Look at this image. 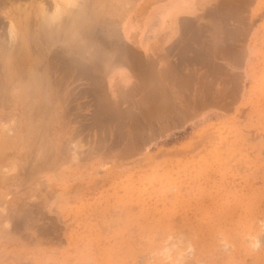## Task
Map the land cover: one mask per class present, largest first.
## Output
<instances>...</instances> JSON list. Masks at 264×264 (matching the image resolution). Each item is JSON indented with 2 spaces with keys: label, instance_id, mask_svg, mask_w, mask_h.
<instances>
[{
  "label": "rangeland",
  "instance_id": "374dc122",
  "mask_svg": "<svg viewBox=\"0 0 264 264\" xmlns=\"http://www.w3.org/2000/svg\"><path fill=\"white\" fill-rule=\"evenodd\" d=\"M54 1L0 9V264H264V0H195L147 68L156 0Z\"/></svg>",
  "mask_w": 264,
  "mask_h": 264
},
{
  "label": "crops",
  "instance_id": "0c3cea01",
  "mask_svg": "<svg viewBox=\"0 0 264 264\" xmlns=\"http://www.w3.org/2000/svg\"><path fill=\"white\" fill-rule=\"evenodd\" d=\"M194 4L195 0H156L154 9L139 19L138 31L142 33V37L135 34L136 31H131L129 38L133 43L139 41L145 68L154 57L165 60L177 39L188 33L186 28L196 12ZM125 71L126 78L132 76L129 67H125Z\"/></svg>",
  "mask_w": 264,
  "mask_h": 264
},
{
  "label": "bare ground",
  "instance_id": "6f19581e",
  "mask_svg": "<svg viewBox=\"0 0 264 264\" xmlns=\"http://www.w3.org/2000/svg\"><path fill=\"white\" fill-rule=\"evenodd\" d=\"M85 1V0H84ZM92 1V0H91ZM239 1V0H238ZM16 3V2H18V0H0V9H1V7H2V9H3V7L5 6V7H8L7 6V4H13V3ZM55 2V1H54ZM41 3H43V2H41ZM77 2H76V0H59V1H57V3L55 2L53 5H54V9L48 14V12L46 13V11L44 12V14L42 13V20L45 18V20H44V22H47L48 23V21H49V23H50V21L51 22H61L60 20L63 18V16L62 15H64L65 14V16L67 15L68 16V14L70 15V17L69 18H71V20H72V22H74V24H75V26H76V30H82V32L83 31H85L84 29H86V25L88 24V22H87V24L85 23V21L86 20H81L82 18L78 15V12H75L74 10L73 11H71V7L72 8H74L75 7V5L77 6V4H76ZM81 4V3H80ZM85 4V3H84ZM236 4V3H235ZM15 5V4H14ZM13 5V6H14ZM16 5H17V3H16ZM43 5V4H42ZM74 6V7H73ZM4 7V8H5ZM17 8H19V7H17ZM81 8V7H80ZM240 8H241V6H240ZM1 9V10H2ZM14 9H16V8H14ZM242 9V8H241ZM8 10V9H7ZM19 10V9H18ZM43 10V9H42ZM92 10H94V8L92 9ZM213 10V9H212ZM20 11V10H19ZM27 11V10H26ZM79 11V10H78ZM10 12V11H9ZM3 13V12H2ZM27 13V12H26ZM219 13V12H218ZM87 14V13H86ZM84 15V14H83ZM229 15V14H228ZM61 16H62V18H61ZM6 17L7 18H10L11 19V17H9L8 15H6ZM25 17V16H24ZM44 17V18H43ZM88 17V16H87ZM160 17V16H159ZM83 18H85V17H83ZM30 19V18H29ZM89 19V18H88ZM161 19V18H160ZM64 20V19H63ZM71 20H69L68 22H70ZM1 21H3V20H1ZM42 22V21H41ZM75 22H77V24L78 25H76V23ZM2 23V22H1ZM0 23V24H1ZM16 23V22H15ZM67 23V22H66ZM90 23V22H89ZM93 23V22H92ZM10 24V23H9ZM57 24V23H56ZM58 24H60V23H58ZM62 24H64V23H62ZM68 24V23H67ZM45 25H47V24H45ZM44 25V26H45ZM51 25V24H50ZM70 25L72 26V24L70 23ZM89 25V27H91L90 25L91 24H88ZM87 25V26H88ZM57 26V25H56ZM27 27H29L30 29H31V27L30 26H27ZM42 27V26H41ZM51 27L52 28H54L52 25H51ZM66 27V26H65ZM73 27V26H72ZM27 29V28H26ZM57 29V28H56ZM75 29H73L74 30V34L75 35H78L77 33H76V31H75ZM93 29V28H92ZM53 30V29H52ZM54 30H55V28H54ZM65 30V29H64ZM64 30H62V31H64ZM72 30V29H71ZM72 30V31H73ZM87 34H88V27H87ZM140 30V29H139ZM8 31V32H7ZM6 31V33H8L7 35L9 36V42H7L8 41V39L6 40V43L5 42H2V41H0V48L2 49V50H4L5 48L6 49H9V50H12V45H13V43H14V41H15V37H16V28H15V26H14V23H12L11 22V24L8 26V30ZM46 31V30H45ZM56 31V30H55ZM59 31V30H58ZM77 31V32H78ZM49 32V31H48ZM54 32V31H53ZM81 32V33H82ZM30 33V32H29ZM55 33V32H54ZM61 33V32H60ZM69 33V32H68ZM80 33V34H81ZM40 34V33H39ZM56 34V33H55ZM79 34V35H80ZM42 35V34H41ZM48 35H50V34H48ZM72 35V34H71ZM74 35V36H75ZM78 35V36H79ZM86 35V34H85ZM7 36V37H8ZM82 36V35H81ZM88 36V35H87ZM141 36H142V33H141ZM29 37V36H28ZM71 36H69V38H70ZM94 37V36H93ZM63 38V37H62ZM80 38V37H79ZM98 38V37H97ZM103 38V37H102ZM66 39V38H65ZM93 39V38H92ZM110 39V38H109ZM3 40V39H2ZM5 40V39H4ZM3 40V41H4ZM53 40V39H52ZM51 41V40H50ZM66 41V40H65ZM94 41V40H93ZM30 42H31V40H30ZM52 42V41H51ZM58 42V41H57ZM111 42V41H110ZM114 42V41H113ZM120 42V41H119ZM94 43V42H93ZM120 43H122V42H120ZM15 44V43H14ZM51 44V43H50ZM75 44V43H74ZM78 44V43H77ZM183 44V43H182ZM10 45V46H9ZM59 45V44H58ZM61 45V44H60ZM62 45H65L64 43L62 44ZM76 45V44H75ZM114 45V44H113ZM112 45V46H113ZM95 46V45H94ZM103 46V45H102ZM108 46V45H107ZM116 46V45H115ZM124 46V45H123ZM15 47V46H14ZM13 47V50H15V48ZM64 47L65 46H63V48H62V46H61V48L62 49H64ZM60 48V49H61ZM99 48V47H98ZM101 48V47H100ZM107 48V47H106ZM109 48V47H108ZM113 48V47H112ZM5 49V50H6ZM79 49V48H78ZM82 49V48H81ZM104 49V48H103ZM113 49H115V48H113ZM4 50V51H5ZM65 50V49H64ZM108 50V49H107ZM112 50V49H111ZM8 51V50H7ZM66 51V50H65ZM81 51V50H80ZM126 51V50H125ZM15 52V51H14ZM21 52V51H20ZM32 52H34V51H32ZM126 52H128V51H126ZM2 53V52H1ZM0 53V54H1ZM5 53V52H4ZM3 53V54H4ZM7 53V52H6ZM112 53V52H111ZM131 53V52H130ZM19 54V53H18ZM20 54H25L24 53V50L22 51V53H20ZM28 54V53H27ZM26 54V55H27ZM75 54V53H74ZM12 55V53L10 52V56ZM59 55H61V53L59 54ZM134 55H136V54H134ZM2 56V55H1ZM7 56H9V55H7ZM22 56V55H21ZM19 57L17 60H16V64H17V67H16V69L18 70V67L21 65V64H23L24 63V61H23V57L25 56V55H23L22 57ZM111 56V55H110ZM132 56V54L130 55V57ZM27 57H28V55H27ZM30 57V56H29ZM28 57V58H29ZM57 57V56H56ZM105 57V56H104ZM11 58H12V56H11ZM57 58H60V57H57ZM135 58V60L138 62V64H139V61L140 60H138L139 58L137 57V55H136V57H134ZM138 58V59H137ZM143 58V57H142ZM10 59V58H9ZM13 59V58H12ZM55 59V58H54ZM62 59H64V58H62ZM71 59V58H70ZM130 59H132V58H130ZM24 60H25V58H24ZM81 60V59H80ZM92 60V59H91ZM4 61H5V59H4ZM7 61V60H6ZM22 61H23V63H22ZM41 61V60H40ZM62 61V60H61ZM82 61V60H81ZM124 61L126 62V61H128L127 59L125 60L124 59ZM131 61V60H130ZM134 61V60H133ZM135 61V62H136ZM59 62V64L61 63L60 62V60L58 61ZM76 61H75V59H74V62H73V64L75 63ZM80 62V61H79ZM136 62V63H137ZM145 62V61H144ZM30 63V62H29ZM63 63H66V61L64 60L63 61ZM135 63V64H136ZM140 63H143V61L142 62H140ZM5 64H7V62L5 63ZM41 64V63H40ZM57 64V63H56ZM138 64H136L137 66H139ZM15 65V64H14ZM13 65V66H14ZM63 65V64H62ZM84 65V64H83ZM86 65H87V63H86ZM141 65V64H140ZM55 66V65H54ZM60 66V65H59ZM79 66V65H78ZM89 65H87V66H85V67H88ZM93 66H94V64H93ZM133 66V65H132ZM142 66V65H141ZM6 67V66H5ZM61 67V66H60ZM64 67H66V66H64ZM92 67V65L90 66V67H88V68H86V70H87V72H88V69L89 68H91ZM144 67V66H143ZM149 67V66H148ZM20 68H22V67H20ZM62 68V67H61ZM78 69L80 68V67H77ZM145 68V67H144ZM15 69V70H16ZM28 70H27V76H29V78H30V76L34 73H31L32 72V70H34V68L30 65L28 68H27ZM73 69V68H72ZM16 70V71H17ZM21 70V69H20ZM55 71H57V69H54ZM67 70V69H66ZM65 70V71H66ZM93 70H95V69H93ZM92 70V71H93ZM19 71V70H18ZM31 71V72H30ZM37 71V70H36ZM69 71V70H68ZM73 71V70H72ZM79 71V70H78ZM85 71V70H84ZM8 72V71H7ZM20 72V71H19ZM20 73H24V70L23 71H21ZM77 73V72H76ZM89 73V72H88ZM7 74V73H6ZM14 74V73H13ZM16 74H18V73H16ZM40 74V73H39ZM96 74V73H95ZM139 74H140V72H139ZM138 74V75H139ZM41 75V74H40ZM14 76H15V74H14ZM33 76V75H32ZM8 77H9V75H8ZM7 77V78H8ZM12 77V76H11ZM16 77V76H15ZM14 77V78H15ZM63 77V76H62ZM75 77V76H74ZM140 77V76H139ZM24 78V77H23ZM61 78V77H60ZM175 78V77H174ZM10 79V78H9ZM12 79H13V77H12ZM11 79V80H12ZM31 79V78H30ZM35 79V77L33 76V80ZM64 79V78H63ZM144 79V78H143ZM7 80V79H6ZM8 81V80H7ZM62 81V80H61ZM60 81V82H61ZM1 82V81H0ZM9 82V81H8ZM15 82H17V81H15ZM36 82V81H35ZM58 82V81H57ZM13 83V82H12ZM28 83H30V82H28ZM56 83V82H55ZM10 84V83H9ZM14 84V83H13ZM38 84V83H37ZM57 84V83H56ZM59 84V83H58ZM95 84V83H94ZM93 84V85H94ZM16 85V84H15ZM14 85V86H15ZM27 86L28 85H30V84H26ZM2 86V85H1ZM59 86V85H58ZM30 87H33V86H30ZM1 88V87H0ZM29 88V87H28ZM15 89V88H14ZM150 90V89H149ZM29 91V90H28ZM142 91V90H141ZM150 92V91H149ZM25 95V94H24ZM30 95V94H29ZM24 99V98H23ZM25 101V100H24ZM24 101H23V103H24ZM27 102V101H26Z\"/></svg>",
  "mask_w": 264,
  "mask_h": 264
}]
</instances>
